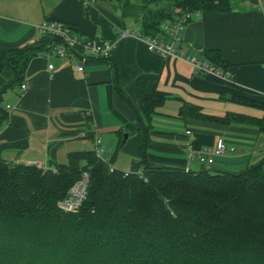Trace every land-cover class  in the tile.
I'll use <instances>...</instances> for the list:
<instances>
[{"label": "crops", "instance_id": "1", "mask_svg": "<svg viewBox=\"0 0 264 264\" xmlns=\"http://www.w3.org/2000/svg\"><path fill=\"white\" fill-rule=\"evenodd\" d=\"M229 2L230 11L192 16L175 43L185 56L199 59H204L205 49L218 50L225 67L216 68L229 72L222 77L201 74L181 57L151 54L139 38H118L121 27L140 30L141 25L121 18L117 0H94L86 9L81 0H0V52L34 49L20 60L19 80L11 66L0 69V158L54 168L66 161L69 151L94 149L97 137L102 156L112 166L131 164L139 157L132 106L138 103L136 80L144 76L147 92L163 97L150 118L148 161L237 172L260 160L264 133L255 125L178 116L183 104L218 117L263 115L259 108L220 98L224 93L264 102V0ZM46 19L68 23L77 34L113 40L109 63L87 62L79 72L74 59L46 55L38 47L45 38L37 29ZM21 83L26 84L23 91ZM217 138L224 140L226 150L213 154L211 164L189 159L191 151L212 149ZM102 150L113 152L110 160Z\"/></svg>", "mask_w": 264, "mask_h": 264}, {"label": "trees", "instance_id": "2", "mask_svg": "<svg viewBox=\"0 0 264 264\" xmlns=\"http://www.w3.org/2000/svg\"><path fill=\"white\" fill-rule=\"evenodd\" d=\"M117 7L123 20L140 23L142 34L165 38L161 24L181 12H227L231 4L117 0ZM44 38L38 47L48 51L55 38ZM32 52L31 46L0 52V69L11 66L19 80L20 60ZM202 55L225 67L218 50L205 49ZM146 81L144 76L136 80V107L117 88L137 121L139 157L129 171L113 167L93 149L69 151L64 163L46 169L0 158V264H264V157L237 172L148 161L150 118L163 97L148 93ZM220 98L259 108L263 115L218 117L183 104L178 116L246 122L264 133V102L224 93ZM82 172L87 185L80 206L60 209L58 201Z\"/></svg>", "mask_w": 264, "mask_h": 264}, {"label": "built area", "instance_id": "3", "mask_svg": "<svg viewBox=\"0 0 264 264\" xmlns=\"http://www.w3.org/2000/svg\"><path fill=\"white\" fill-rule=\"evenodd\" d=\"M94 0H81L83 8H88ZM198 15V11L181 12L174 21H166L161 24V29L165 33V38L144 35L140 30L121 27L118 38L133 36L139 38L145 44L147 51L151 54L167 58L181 57L190 62L201 74L215 73L219 76H228V71L209 65L204 59L195 56H185L183 50L175 46L180 41V33L185 24L192 16ZM37 29L41 34L50 35L55 40L50 44L46 55L54 54L62 59H74L73 67L76 71L83 72L85 64L91 60L109 61L111 51L114 46L113 40L84 36L74 32L73 26L68 23L55 19H46L37 24ZM51 69L52 65L48 64ZM26 84L21 83V91L25 90ZM8 107V106H7ZM186 133H189L187 130ZM99 139L94 138L95 154L101 156V148L98 146ZM226 150V144L222 138H217L212 149L204 148L189 152V159L196 157L200 163L211 164L212 155L220 154ZM188 165L185 169H188ZM87 173L82 172L80 179L77 180L67 191V194L58 201V207L64 211H75L80 206L86 194Z\"/></svg>", "mask_w": 264, "mask_h": 264}, {"label": "rangeland", "instance_id": "4", "mask_svg": "<svg viewBox=\"0 0 264 264\" xmlns=\"http://www.w3.org/2000/svg\"><path fill=\"white\" fill-rule=\"evenodd\" d=\"M129 1H131V2H135V3H139V2H142V0H129ZM167 2L166 1H163V2H161V3H155V5L154 4H149V7H151V8H156V6H160V4L161 5H165ZM134 29V28H133ZM102 153L104 154V156H106V157H109L110 156V154H112L113 155V152H109V150H102ZM102 155V154H101ZM109 160H110V157L108 158ZM113 167H115V168H117V169H120V170H123V171H129V168H130V164H118L117 166L116 165H114Z\"/></svg>", "mask_w": 264, "mask_h": 264}, {"label": "water", "instance_id": "5", "mask_svg": "<svg viewBox=\"0 0 264 264\" xmlns=\"http://www.w3.org/2000/svg\"><path fill=\"white\" fill-rule=\"evenodd\" d=\"M126 137H127V134L124 133V134H123V139H122V141H124Z\"/></svg>", "mask_w": 264, "mask_h": 264}]
</instances>
